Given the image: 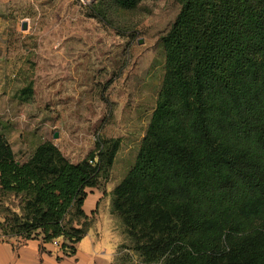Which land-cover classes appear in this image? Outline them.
<instances>
[{
    "label": "trees",
    "instance_id": "1",
    "mask_svg": "<svg viewBox=\"0 0 264 264\" xmlns=\"http://www.w3.org/2000/svg\"><path fill=\"white\" fill-rule=\"evenodd\" d=\"M181 2L161 36L163 84L113 210L140 264H264V0ZM97 144V155L71 161L44 141L20 160L1 138L0 185L21 198L1 234L59 237L74 254L87 234L74 225L90 217L86 188L117 151Z\"/></svg>",
    "mask_w": 264,
    "mask_h": 264
},
{
    "label": "rangeland",
    "instance_id": "2",
    "mask_svg": "<svg viewBox=\"0 0 264 264\" xmlns=\"http://www.w3.org/2000/svg\"><path fill=\"white\" fill-rule=\"evenodd\" d=\"M181 5L0 0V139L20 160L49 140L71 161L97 155L99 139L117 145L98 180L107 194L99 210L74 225L87 227L81 246L91 248L94 241L122 264H140L142 256L113 210V190L147 132L165 74L161 36ZM20 199L0 185V220L21 211Z\"/></svg>",
    "mask_w": 264,
    "mask_h": 264
},
{
    "label": "crops",
    "instance_id": "3",
    "mask_svg": "<svg viewBox=\"0 0 264 264\" xmlns=\"http://www.w3.org/2000/svg\"><path fill=\"white\" fill-rule=\"evenodd\" d=\"M88 194L83 208L88 215L99 210L100 201L107 194L100 185L86 188ZM94 242V241H93ZM91 248L81 246V239L76 242L74 254H67L56 248L41 236L23 238L21 236H0V264H122L108 256L107 250L99 249L96 242ZM113 256L114 252H111Z\"/></svg>",
    "mask_w": 264,
    "mask_h": 264
},
{
    "label": "built area",
    "instance_id": "4",
    "mask_svg": "<svg viewBox=\"0 0 264 264\" xmlns=\"http://www.w3.org/2000/svg\"><path fill=\"white\" fill-rule=\"evenodd\" d=\"M51 241H53V243H54L58 248H61V245H62V240H61V238L56 237V238H54V239L51 240Z\"/></svg>",
    "mask_w": 264,
    "mask_h": 264
},
{
    "label": "water",
    "instance_id": "5",
    "mask_svg": "<svg viewBox=\"0 0 264 264\" xmlns=\"http://www.w3.org/2000/svg\"><path fill=\"white\" fill-rule=\"evenodd\" d=\"M28 27V23H27V21H23V23H22V28H27ZM141 41V40H140ZM58 135H59V132L56 130L55 132H54V137H58Z\"/></svg>",
    "mask_w": 264,
    "mask_h": 264
}]
</instances>
